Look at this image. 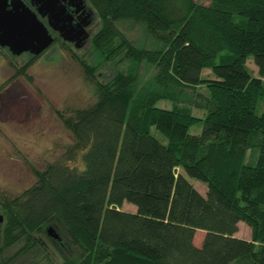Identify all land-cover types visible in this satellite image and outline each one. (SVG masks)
<instances>
[{
  "label": "trees",
  "instance_id": "1",
  "mask_svg": "<svg viewBox=\"0 0 264 264\" xmlns=\"http://www.w3.org/2000/svg\"><path fill=\"white\" fill-rule=\"evenodd\" d=\"M87 2L101 20L91 39L98 62L72 56L97 100L72 116L59 112L74 138L63 158L34 168V184L0 200V264L11 263L3 252L22 240L16 255L42 244L39 234L58 244L50 226L76 254L60 249L62 262L50 264H264V0ZM123 20L144 23L158 46L133 44ZM125 59L127 70L98 79L102 63ZM142 63L159 68L144 85ZM187 89L203 117L179 105ZM199 121L202 131L191 133ZM189 177L207 185L205 195ZM125 201L136 211L122 209ZM241 221L250 239L236 235ZM197 230L206 232L201 245Z\"/></svg>",
  "mask_w": 264,
  "mask_h": 264
},
{
  "label": "rangeland",
  "instance_id": "2",
  "mask_svg": "<svg viewBox=\"0 0 264 264\" xmlns=\"http://www.w3.org/2000/svg\"><path fill=\"white\" fill-rule=\"evenodd\" d=\"M197 1L210 2V0ZM88 5L94 12V22L88 28L91 30L90 38L82 46L76 47L74 42H65L58 37L57 43L46 49L30 65L26 75L22 74L17 78H11L15 63L20 68L29 62L33 55L23 53L20 56H13L7 49L0 52V200L16 196L34 184L37 181L34 168L43 170L48 163L63 158L74 138L59 112L64 113L65 116H72L75 109L87 107L97 100L96 84L72 56V53H75L90 64L98 62V55L92 47L91 39L100 29L101 20L90 3ZM119 27L131 42L139 47L158 46L156 39L147 32L145 24L141 21L123 20ZM149 57L152 59V55ZM247 64L253 73L258 75L252 57ZM128 65V59L120 64L117 61L104 62L97 70V77L102 82L109 81L117 70H127ZM158 70L156 65L142 63L141 85L146 84ZM203 76L212 77L211 69H205ZM184 91L186 99H183L179 105L188 106L193 114L203 117L205 112L194 106L196 91L193 89ZM198 91L207 92L204 87H199ZM157 105L168 108L172 107V102L160 100ZM263 111L264 100H261L257 113L261 114ZM203 127L204 121H199L191 126L190 132L199 134ZM153 133L164 140L156 128H153ZM255 134L261 141L263 134ZM253 137L254 135L251 139ZM179 170L181 171V168ZM189 180L202 194H206L207 185L204 182L192 177H189ZM122 209L136 211V206L125 201ZM54 230L59 237L51 236V238L58 244L47 235L39 234L42 244L36 245L29 252L16 255L17 250L24 244L22 240L5 249L3 258H11L10 264H50L51 259L62 262L60 249L67 256L76 258L75 252L69 246L68 237L56 227ZM205 233L204 230H197L195 235L197 245H201ZM236 235L250 239L251 229L241 221Z\"/></svg>",
  "mask_w": 264,
  "mask_h": 264
},
{
  "label": "water",
  "instance_id": "3",
  "mask_svg": "<svg viewBox=\"0 0 264 264\" xmlns=\"http://www.w3.org/2000/svg\"><path fill=\"white\" fill-rule=\"evenodd\" d=\"M89 23L76 30L61 0H0V45L8 47L14 55H40L55 42L53 31L65 42L80 47L89 36L86 30ZM4 221L0 211V239ZM48 234L59 237L53 226L48 228Z\"/></svg>",
  "mask_w": 264,
  "mask_h": 264
},
{
  "label": "flooded vegetation",
  "instance_id": "4",
  "mask_svg": "<svg viewBox=\"0 0 264 264\" xmlns=\"http://www.w3.org/2000/svg\"><path fill=\"white\" fill-rule=\"evenodd\" d=\"M61 3L66 7V11H67L68 15L70 16L71 25L76 30H79L82 26H84V24L86 22H90L89 25L86 27L87 33L89 35L88 38L86 39V41H87L90 38V36H91V30H89L88 28L94 22V16H93L94 12H93L92 8L88 5L86 0H61ZM33 8H36V5ZM43 20L45 22H47L48 18L44 17ZM55 34H57L58 36H56ZM53 35L56 38L55 39V42H56L57 38L60 37V36H59L58 32H55V31H53ZM54 43L51 46H53ZM5 49H7L13 56H20V55H14L9 50L8 47H3V46L0 45V52H2ZM15 65H14V72H13L12 76L14 75V73L18 69H20L22 67V66H20V68H18V65L16 63H15ZM17 77H19V76H17ZM17 77H15V78H17ZM0 97H1V93H0Z\"/></svg>",
  "mask_w": 264,
  "mask_h": 264
}]
</instances>
